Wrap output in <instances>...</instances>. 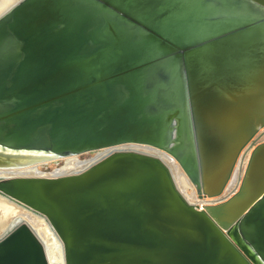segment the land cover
Here are the masks:
<instances>
[{"label":"water","instance_id":"95a60500","mask_svg":"<svg viewBox=\"0 0 264 264\" xmlns=\"http://www.w3.org/2000/svg\"><path fill=\"white\" fill-rule=\"evenodd\" d=\"M262 129L264 0L0 8V169L111 150L65 173L0 176V200L40 218L59 264H264ZM0 264H49L18 216Z\"/></svg>","mask_w":264,"mask_h":264},{"label":"bare ground","instance_id":"6f19581e","mask_svg":"<svg viewBox=\"0 0 264 264\" xmlns=\"http://www.w3.org/2000/svg\"><path fill=\"white\" fill-rule=\"evenodd\" d=\"M12 0H0V8L5 7L9 2ZM122 147H132V149L139 150V151H145L146 153H151L156 155L158 153L154 149H151L149 147H143V146H122ZM111 151L110 149H104L96 151L97 155L95 159L92 161L100 158L101 156L105 155ZM162 159L167 162V165L170 168V171L172 172L174 181L178 187V189L183 191H189L191 190L189 186L185 183L184 179L180 176L178 170L174 167V164L167 160V157L159 154ZM57 160H62L64 162V166L61 169H58L57 171L51 172L50 174H56V173H65L72 170H77L79 168H82L86 166L88 163L92 161L87 162H80L76 157H67V158H51L46 161L37 163L36 165H31L25 169L20 170H2L0 169V176L7 175L9 173H27V174H37L39 173L37 170V166ZM186 200L188 201H195L193 193L190 196L186 197ZM14 216H18L22 218L25 222L29 223L34 229H36L37 234L39 235L40 239L44 242L46 245V251H47V260L49 264H59L60 262V247L58 246V242L55 240V238L52 236L50 232H48L44 226L40 218H38L35 215H32L28 211L18 208L17 206H14L13 204L7 203L6 201L0 200V234L2 233V229L5 227L6 223Z\"/></svg>","mask_w":264,"mask_h":264},{"label":"rangeland","instance_id":"374dc122","mask_svg":"<svg viewBox=\"0 0 264 264\" xmlns=\"http://www.w3.org/2000/svg\"><path fill=\"white\" fill-rule=\"evenodd\" d=\"M263 139H264V129L259 131L253 143L256 144ZM96 155H97L96 151L84 153L81 155H77V159L80 162H87V161L89 162L95 159ZM63 166H64V162L62 160H57V161L41 164L37 166V170L39 173L47 174L57 171L58 169H61Z\"/></svg>","mask_w":264,"mask_h":264}]
</instances>
